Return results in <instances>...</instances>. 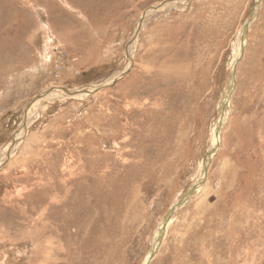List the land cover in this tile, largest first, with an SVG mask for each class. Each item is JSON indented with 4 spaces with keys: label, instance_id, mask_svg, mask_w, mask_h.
<instances>
[{
    "label": "rangeland",
    "instance_id": "374dc122",
    "mask_svg": "<svg viewBox=\"0 0 264 264\" xmlns=\"http://www.w3.org/2000/svg\"><path fill=\"white\" fill-rule=\"evenodd\" d=\"M167 1L0 0V264H264V0Z\"/></svg>",
    "mask_w": 264,
    "mask_h": 264
},
{
    "label": "water",
    "instance_id": "95a60500",
    "mask_svg": "<svg viewBox=\"0 0 264 264\" xmlns=\"http://www.w3.org/2000/svg\"><path fill=\"white\" fill-rule=\"evenodd\" d=\"M177 1H181V0H168L167 2H164L158 6H156L155 8H153L152 10H155V9H158L160 8L163 4H172L173 2H177ZM257 10H254L253 13L251 14L249 20L247 21L246 26L249 25L250 21L253 19L254 15L256 14ZM144 16V14H143ZM140 25H141V22L139 23V25L137 26V29H136V32H135V35L136 33H138V30L140 29ZM134 35V36H135ZM233 78V77H232ZM102 88H105V87H98L96 90H100ZM95 90V89H94ZM94 90H88V89H84L82 91H68L66 89H60L59 91L62 92L64 94V96L66 97H72V96H77L79 95L80 93H84V94H92L94 92ZM50 92H52V90H46L45 92H42L39 96H37L34 100H40L41 98L45 97L46 95H48ZM222 109H223V106H222ZM24 122H26V118L24 120ZM218 129H216V135L218 133L217 131ZM13 145V144H11ZM214 149L215 148H211V150L207 153L205 159H204V163L203 165H206L205 163L209 160V158L211 157V155L213 154L214 152ZM205 169L206 167L204 168V172H205ZM201 184V182L197 183V184H194L192 185L186 192V194L179 200V202H177L168 212V215L165 217L164 220H168L176 211L177 208H179L180 206H182L189 198L190 196L197 190L198 186Z\"/></svg>",
    "mask_w": 264,
    "mask_h": 264
},
{
    "label": "bare ground",
    "instance_id": "6f19581e",
    "mask_svg": "<svg viewBox=\"0 0 264 264\" xmlns=\"http://www.w3.org/2000/svg\"><path fill=\"white\" fill-rule=\"evenodd\" d=\"M258 4V3H257ZM259 5V4H258ZM257 7V6H256ZM257 10V9H256ZM240 40H242L243 41V37H241L240 38ZM244 43L245 42H243V43H238L237 44V47H236V49H235V52H234V56H233V59L235 60L238 56H239V51H240V49H241V47L242 46H244ZM233 60V61H234ZM232 68V67H231ZM234 69V68H233ZM232 78V72H231V70H230V75L228 76V79H227V87L228 86H230V88H228L227 89V91H226V94H225V98L227 99L228 98V96H229V94H230V89L233 87V84H232V87H231V82H232V80L233 79H231ZM229 90V91H228ZM52 94H54V95H59V96H64V94L62 93V92H60L59 90H52ZM82 95H86V94H84V93H80L78 96H82ZM48 95H46L45 97H47ZM45 97H43V98H41V99H44ZM49 97H50V95H49ZM35 103L37 102V101H34ZM34 103V104H35ZM225 103V102H224ZM37 104V103H36ZM35 104V106H37ZM226 104V103H225ZM224 106H223V109H221V111H220V113H222L223 114V111H224ZM221 114V115H222ZM28 115V114H27ZM223 123V122H222ZM216 134V133H215ZM217 135H218V133H217ZM215 136L214 135V138H213V144H212V146H214L215 144H216V142H218L217 140L219 139L218 138V136ZM218 144V143H217ZM15 145V144H14ZM7 151V150H6ZM11 150L9 149L8 150V152H10ZM201 177V176H200ZM199 182V181H198ZM169 220V219H168ZM168 220H164L163 221V223L160 225L161 226V233H162V230L165 228V225H166V223H167V221ZM57 223V222H56ZM51 232L52 233H54V232H56V230H51ZM158 235H160V233L158 234ZM154 244L156 243V241H155V238H154ZM49 245H51L50 243H49ZM155 247H152V249L148 252V256H147V258L145 259V261L143 262V264H147L148 263V261L150 260V258H151V255H152V253H153V249H154ZM48 249V248H47Z\"/></svg>",
    "mask_w": 264,
    "mask_h": 264
}]
</instances>
